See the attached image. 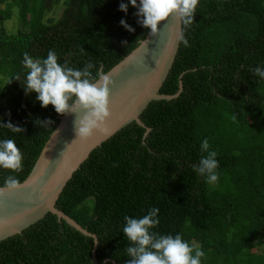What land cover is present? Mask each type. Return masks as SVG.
<instances>
[{"label": "trees", "instance_id": "1", "mask_svg": "<svg viewBox=\"0 0 264 264\" xmlns=\"http://www.w3.org/2000/svg\"><path fill=\"white\" fill-rule=\"evenodd\" d=\"M122 2L0 0V120L23 130L0 126V139H14L23 155L18 173L0 169V186L9 174L28 177L63 116L25 93L23 55L45 58L51 49L60 63L107 73L149 32L136 9L119 11ZM60 3V16L49 17ZM14 8L22 26L10 34L4 23ZM181 32L188 45L180 40L159 91L177 96L151 102L144 127L133 122L92 151L56 202L90 236L49 213L0 242V264H127L123 217L153 207L152 231L181 235L205 252L201 264H264V80L252 72L264 63V0H199ZM204 138L220 162L215 183L193 171Z\"/></svg>", "mask_w": 264, "mask_h": 264}, {"label": "clouds", "instance_id": "2", "mask_svg": "<svg viewBox=\"0 0 264 264\" xmlns=\"http://www.w3.org/2000/svg\"><path fill=\"white\" fill-rule=\"evenodd\" d=\"M198 3L199 0H127V3H120L119 11L127 14L129 6L136 9L137 24L148 29L150 35H155L158 25L170 17L178 19L185 27L192 25ZM119 23L127 32L135 31L124 19ZM179 38L185 46L188 45L183 32ZM22 64L25 69L23 89L26 94L35 93V99L42 108L51 105L58 115L86 110L83 117L76 121L78 137L88 138L109 117L108 98L112 80L108 75L94 77L91 64L76 68L67 62L60 63L57 52L51 49L45 58L34 59L25 53ZM252 72L264 80V63L255 66ZM14 79L19 81L20 75ZM36 123L41 124V121ZM44 123L52 122L48 120ZM0 126L14 133L23 131L2 120ZM200 151L205 155L193 166V171L208 183L217 182L220 162L217 152L211 150L208 138L201 141ZM22 161L23 155L15 140L0 139V169L18 173L22 170ZM24 186L26 184H22L16 175L9 174L0 186V195ZM123 221L122 232L129 241L127 264H201L205 256L203 250H194L179 234L161 235L152 231L159 224V208L153 207L139 218L125 215Z\"/></svg>", "mask_w": 264, "mask_h": 264}, {"label": "water", "instance_id": "3", "mask_svg": "<svg viewBox=\"0 0 264 264\" xmlns=\"http://www.w3.org/2000/svg\"><path fill=\"white\" fill-rule=\"evenodd\" d=\"M181 22L169 18L158 25V33L139 42L128 56L107 73L109 117L88 138L77 136L76 121L86 110L59 117V123L42 149L31 173L22 182L26 186L0 195V242L34 225L47 214L90 236L55 205L67 182L96 148L117 132L136 122L144 127L140 115L153 101H170L175 96L159 91L177 54ZM148 131V130H147ZM93 260L94 255H93Z\"/></svg>", "mask_w": 264, "mask_h": 264}, {"label": "rangeland", "instance_id": "4", "mask_svg": "<svg viewBox=\"0 0 264 264\" xmlns=\"http://www.w3.org/2000/svg\"><path fill=\"white\" fill-rule=\"evenodd\" d=\"M3 8H4V5H0V10ZM62 9H63L62 4L60 3L53 10V12L49 15V17L57 19L60 16L61 12L63 11ZM20 26H22V24H20V21H19V13H18V10L14 8L13 13H12V18L4 23V27L8 33L13 34V33H16L17 29ZM1 88L2 87H0V90Z\"/></svg>", "mask_w": 264, "mask_h": 264}]
</instances>
